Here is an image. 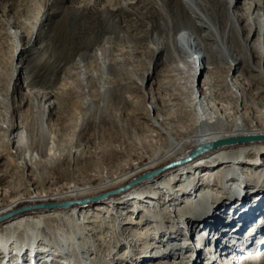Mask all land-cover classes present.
I'll return each mask as SVG.
<instances>
[{
  "label": "rangeland",
  "instance_id": "rangeland-1",
  "mask_svg": "<svg viewBox=\"0 0 264 264\" xmlns=\"http://www.w3.org/2000/svg\"><path fill=\"white\" fill-rule=\"evenodd\" d=\"M165 1L169 10L178 4L177 0ZM210 1L216 4V8L211 4L210 12L213 15L220 12L219 21L226 31L231 19L225 9L232 5V0ZM125 3L130 5L126 10L122 6ZM237 6L240 12L248 8ZM149 8V0H120L119 3L115 0H0V203L11 200L20 190L29 197L31 192L50 196L67 189L87 191L105 187L109 180L129 171L134 164L154 160L155 154L166 148L169 137L165 132L156 134L151 126V107L156 106L164 119L171 110L175 111V118L164 128L177 131L175 127L185 126L187 119L177 111L185 108L183 98L189 95L184 94L180 83L182 80L191 83L192 76L190 67L180 68L181 55L175 39L185 32L195 42L199 31L188 23L181 27L167 25L163 30L160 19L151 15ZM167 37L169 42L157 52L153 39ZM241 38L253 43L257 33L249 31ZM233 43L229 42L230 52L244 56L240 44ZM208 53L206 91L218 110L228 106L234 109L227 100L229 87L225 85L234 72L224 61L218 69L217 56L210 48ZM242 61L244 71L248 66L246 60ZM255 62L260 63L259 58ZM243 77L242 84H252L251 88L244 86L247 100L258 101L252 96L261 84L251 81L248 74ZM43 115L48 133L40 137L38 125ZM7 124L11 129L20 124L25 141L32 142L33 146L18 148L11 140V132L5 128ZM56 130L61 145L53 150L56 154L53 158L47 157ZM27 150L31 152V159L35 158L31 163L26 161ZM206 190L201 188L197 195ZM245 193L240 202L238 197L233 198L238 203L230 209L224 206L209 214L205 231L190 230L185 216L177 230L176 224L169 221H173V210L180 209L181 201L196 198L192 193L194 196L191 194L193 197L189 199H175L173 205L163 206L158 225L148 223L143 230L134 229L125 243L108 247L105 245L112 236H125L127 225L123 223L131 216H138L132 212L135 204L127 202L114 214L100 215H95L98 212L93 208L104 200L84 206V210L80 208L84 211L80 215L86 216L81 219L87 222V227L93 226L90 222L100 220L96 217L117 219L116 232L105 228L86 235V240L95 242L98 249L92 253L95 258L92 264H205L197 260L210 247L215 233L223 236L221 242L225 240L227 248L216 243L214 251L209 253V261L214 256L216 264H233V258L264 264V189L258 191L253 187ZM252 193L263 195L251 196ZM57 196L54 200L59 199ZM149 201L159 203L161 199ZM257 203L261 204L256 206ZM237 207H243L241 213L236 212ZM243 210L244 215L252 213L247 223ZM121 213L125 216L120 217ZM198 224L205 226L203 222ZM53 225L45 224L39 231L46 235ZM146 234L153 238L150 243L141 241ZM201 234L205 235L204 239L198 240ZM151 243L157 248L153 252H149ZM190 244L194 250L186 252ZM29 256V252L24 256L26 264H30ZM56 256H42L39 264H51L50 261L58 264L62 258Z\"/></svg>",
  "mask_w": 264,
  "mask_h": 264
},
{
  "label": "bare ground",
  "instance_id": "bare-ground-1",
  "mask_svg": "<svg viewBox=\"0 0 264 264\" xmlns=\"http://www.w3.org/2000/svg\"><path fill=\"white\" fill-rule=\"evenodd\" d=\"M119 1L115 0L117 3ZM221 2L226 3L227 0ZM177 3L175 8L169 10L165 0H149V11L151 15L160 19L159 25L163 30H166L167 25L181 27L182 24L188 23L199 31L198 40L195 42L185 32H181L175 39L181 55L180 68L185 70L190 67L189 73L192 76L191 83L185 80L180 83L184 94L189 95L188 98H183L185 108L177 111L178 115L185 116L184 119H187L185 126L181 129L175 127L177 131L170 127L164 128V125H170L171 118H175L173 115L175 111L169 112L170 114L165 118L168 122H165L162 115L157 113L156 106L151 107L153 113L150 119L151 126L155 128L156 134L165 132L169 137L166 148L159 150L154 160H143L138 163L139 165L134 164L129 171L109 180L105 187L87 191L77 189L68 191L67 189L50 196L42 192H31L29 197L25 194L26 192L21 194L22 190H20L11 200L0 203L1 264H26L24 256L26 257L28 252L30 264H39L42 256L55 257L56 254L57 258H62L58 264H92L95 259L92 253H96L98 249L95 242L90 243V240H86V235L105 228L117 231L114 228L117 226L116 218L110 220L96 217L100 220L90 222L93 224L92 227L85 226L87 222L82 220L81 216H86L80 215L84 212L80 208L83 209L87 206L86 203H91L93 200H100L99 203L104 200L103 204L93 208L95 212H98L95 215L114 214L116 209H123L119 207L127 202L135 204L132 212L138 216H131L123 223L127 225L123 233L125 236L123 238L117 235L112 236L109 243L105 245L108 247L117 242L121 245L122 241L125 243L129 235L132 236L134 229L143 230L148 223L158 225L162 220L160 209L166 204L173 205L171 203L175 199L183 197L189 199L190 196H194L192 193L196 194L194 200H183L180 209L173 210L175 213L173 221H169L176 224L175 230L180 229L182 224L180 220L185 216L186 222H190V230L200 228L202 232L208 229L206 220L212 213L224 206L228 210L238 203L233 199L235 196L240 202L246 195L247 189L253 187L258 191L264 189V161L261 163L264 160L262 159L264 156V12H261V9H264V0H232V5L225 9L226 15L231 19V23L227 26L228 31L223 30L222 22L219 21L222 17L220 12H217V15L210 12L211 4H214L216 8L214 1L211 3L210 0H177ZM238 4L247 6V10L240 12L237 8ZM122 6L126 10L130 5L125 3ZM249 31L257 33L253 43L248 39L241 40V35ZM153 40L157 52L163 50L169 42L168 37ZM231 40L232 43L234 41L240 44L245 52L244 56L230 52ZM208 48L218 58L215 61L218 69L224 61L225 66L234 72L233 75H229V81L225 83L229 87L227 100L231 102L234 109L228 106L227 109L218 110L216 102L206 91V86L209 85L205 81L209 77ZM258 58L260 63L256 64L255 59ZM243 59L247 61L245 64L248 66L244 71L242 70ZM252 62H255L254 67L251 65ZM245 74L251 77V81H257L262 86L252 96L258 101L247 100L244 86L251 88L252 84L246 82L245 85L242 84ZM44 117L45 115L38 125L40 137L48 133ZM5 128L11 132V140L18 148L33 146L32 142L30 144L28 140L25 141V131L20 124L13 127V129H20L15 133H12L10 124H7ZM56 131L52 150L47 152V157L53 158L56 155L53 150L61 145L60 135L58 130ZM50 132L52 134V130H49ZM30 155V150H27L26 161L31 160V163L35 158L31 159ZM210 168L213 170L207 172ZM203 187L207 189L206 192L197 195ZM216 190H220L221 193L218 194ZM56 195L59 199L54 200ZM253 195L260 196L263 193H252L251 196ZM154 199H161V202L149 201ZM22 203L23 206H21ZM260 204L257 203L256 206ZM51 205L54 207L42 208ZM243 207L245 209V205ZM243 207L241 209L237 207L236 212L241 213ZM251 215V212L244 215L245 223L249 221ZM119 216L125 215L121 213ZM244 220L239 221L244 222ZM199 222L205 223V226L199 227L202 224L199 225ZM51 223H54L53 228L43 235L39 229ZM204 236L201 234L198 240H203ZM141 238L142 242L148 240L150 243L153 240L148 234ZM226 239L228 240L229 237ZM221 240L223 236L215 233L210 247L200 255L197 261L216 264L213 260L214 256L209 261V253L214 251L216 243L217 245L221 243V246L227 245L225 240L222 242ZM150 246L152 247L151 250L148 249L149 252L157 249L152 243ZM50 250H54L55 255L49 252ZM191 250H194L192 244L187 247L186 252ZM240 261L233 258V264L239 262V264H258V262ZM50 262L52 264V261Z\"/></svg>",
  "mask_w": 264,
  "mask_h": 264
},
{
  "label": "water",
  "instance_id": "water-1",
  "mask_svg": "<svg viewBox=\"0 0 264 264\" xmlns=\"http://www.w3.org/2000/svg\"><path fill=\"white\" fill-rule=\"evenodd\" d=\"M99 201H100V200H93V201H91V203H86V205H88V204H92V205H94V204H98ZM52 207H54V206L51 205V206L42 207V208H48V209H50V208H52Z\"/></svg>",
  "mask_w": 264,
  "mask_h": 264
}]
</instances>
